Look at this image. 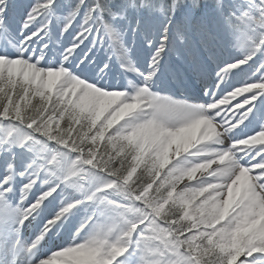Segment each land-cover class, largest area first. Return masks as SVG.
<instances>
[{
	"label": "snow or ice",
	"instance_id": "1",
	"mask_svg": "<svg viewBox=\"0 0 264 264\" xmlns=\"http://www.w3.org/2000/svg\"><path fill=\"white\" fill-rule=\"evenodd\" d=\"M0 264H264V0H0Z\"/></svg>",
	"mask_w": 264,
	"mask_h": 264
}]
</instances>
